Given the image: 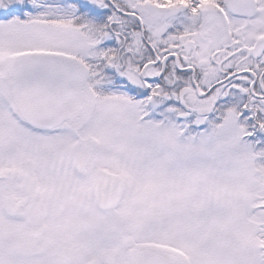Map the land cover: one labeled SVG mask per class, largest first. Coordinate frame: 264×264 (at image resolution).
<instances>
[{
    "label": "snow or ice",
    "instance_id": "6c2138e0",
    "mask_svg": "<svg viewBox=\"0 0 264 264\" xmlns=\"http://www.w3.org/2000/svg\"><path fill=\"white\" fill-rule=\"evenodd\" d=\"M0 264H264V0H0Z\"/></svg>",
    "mask_w": 264,
    "mask_h": 264
}]
</instances>
